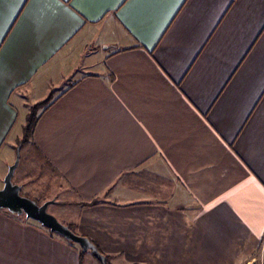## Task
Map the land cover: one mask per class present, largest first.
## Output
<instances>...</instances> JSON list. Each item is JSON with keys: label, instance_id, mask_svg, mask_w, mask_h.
Here are the masks:
<instances>
[{"label": "crops", "instance_id": "1", "mask_svg": "<svg viewBox=\"0 0 264 264\" xmlns=\"http://www.w3.org/2000/svg\"><path fill=\"white\" fill-rule=\"evenodd\" d=\"M0 17V188L51 96L28 153L112 264H264V0H0ZM86 253L0 209V264Z\"/></svg>", "mask_w": 264, "mask_h": 264}, {"label": "water", "instance_id": "2", "mask_svg": "<svg viewBox=\"0 0 264 264\" xmlns=\"http://www.w3.org/2000/svg\"><path fill=\"white\" fill-rule=\"evenodd\" d=\"M111 47V45H104L103 49L106 50ZM22 145L23 142L17 147L15 162L9 166L3 180V187L0 188V209L7 210L14 216H25L38 221L51 232L61 235L67 241L79 244L82 253L90 251L102 264H107L106 257L88 237L77 234L68 225L63 224L55 215L49 212V206L54 204L55 200L52 199L39 203L22 194V186L13 180L20 162Z\"/></svg>", "mask_w": 264, "mask_h": 264}, {"label": "rangeland", "instance_id": "3", "mask_svg": "<svg viewBox=\"0 0 264 264\" xmlns=\"http://www.w3.org/2000/svg\"><path fill=\"white\" fill-rule=\"evenodd\" d=\"M25 125H26V118H25V124L23 125V130H24ZM23 137H24V131H23ZM28 146L29 144L26 143V144H23L21 147L20 162L16 169L15 175L13 177L14 182L17 184H20V182L22 181V178L24 177L30 178V180L23 182L24 184L21 190L22 194L24 196L30 197L38 201L39 203H43L53 198H58L60 200L66 199L60 193L59 185L55 183L54 184L47 183V181L45 180V177H48L47 175L51 173L50 167L48 166L46 167L44 165L42 157L36 151H31L30 153H28ZM16 156H17V153H16ZM59 201L58 203L51 204L49 206V212L55 215L63 224H66L65 222L66 219L72 218L74 216L73 207L69 206L68 209L65 210L62 208L63 205H61ZM60 212H64L63 213L64 216L63 214L60 216H57V214H59ZM66 225L69 226L70 224H66ZM75 244L79 246V244L77 243ZM90 258L91 260H93V262H95L96 264H99V261L89 251L86 253V259H90Z\"/></svg>", "mask_w": 264, "mask_h": 264}, {"label": "trees", "instance_id": "4", "mask_svg": "<svg viewBox=\"0 0 264 264\" xmlns=\"http://www.w3.org/2000/svg\"><path fill=\"white\" fill-rule=\"evenodd\" d=\"M51 101H52V97L50 96L46 100L41 101V102L36 103V104H34V105L31 106V109H30L29 113L27 114V117H26V125H25L24 130H23L24 131V138L22 139L23 144L28 143L33 138L36 125H37V123H38L41 115L51 105ZM95 203L96 202L94 201V202H91L89 204L84 203L83 205H90V204H95ZM69 227L74 232H76L73 225L70 224ZM95 245L98 247L99 251L106 257L107 264H112V257L110 255L104 253L99 248V246L97 244H95ZM81 260H82L81 262H83V257L81 258Z\"/></svg>", "mask_w": 264, "mask_h": 264}, {"label": "snow or ice", "instance_id": "5", "mask_svg": "<svg viewBox=\"0 0 264 264\" xmlns=\"http://www.w3.org/2000/svg\"><path fill=\"white\" fill-rule=\"evenodd\" d=\"M55 3H61V0H54ZM91 2V0H72L73 6H79L82 3ZM143 3L148 4H160L167 3L169 5L178 4L179 0H141ZM24 3H27V0H24ZM3 35V18L0 17V36Z\"/></svg>", "mask_w": 264, "mask_h": 264}]
</instances>
